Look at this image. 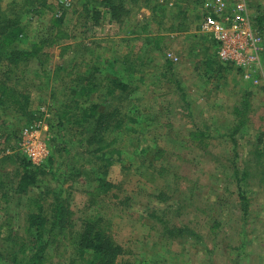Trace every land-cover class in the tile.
Segmentation results:
<instances>
[{
	"label": "rangeland",
	"instance_id": "obj_1",
	"mask_svg": "<svg viewBox=\"0 0 264 264\" xmlns=\"http://www.w3.org/2000/svg\"><path fill=\"white\" fill-rule=\"evenodd\" d=\"M59 1L49 0L53 11L25 18L32 35L23 44L28 48L37 41V32L47 33L58 5L65 14L54 40L46 45L44 63L30 60L29 79L19 83L30 93L35 120L13 115L7 124L16 133L0 129L3 234L10 230L7 223L23 232L30 210L27 196L19 199L14 193L27 159L18 144L22 129L38 120L41 112L45 115L52 104L70 100L77 87L73 78H87L91 66L97 65V78L103 84L120 76L133 88L131 99L121 100L127 92L120 90L113 97L107 85L92 94L106 114L118 105L129 113L121 117L129 127L103 132L108 141L115 136L112 147L123 152L122 160L114 161L103 176L112 187L107 192L98 189L100 166L105 163V155L94 153L98 144L89 143L88 136L80 144L78 135H72L77 126L68 121L59 125L52 111L48 139L64 141L71 152L62 151L52 170L48 163L41 165L48 171L39 176L40 190L61 186L75 211L74 229L88 216L104 217L127 249L122 261L264 264V86H254L233 65L208 71L207 61L216 59V44L213 36L199 31L201 2L159 0L154 16L145 0H136L126 5L129 15L117 20L107 10L95 19L93 11L83 8L87 0H71L63 6ZM259 1L248 0L260 29L257 17L264 10ZM260 30L264 34V24ZM160 33L163 40L157 46ZM169 51L179 60L170 58ZM167 59L173 63L172 72L167 70ZM63 64L66 67L58 70ZM109 120L113 124L117 119ZM83 166L81 176H73ZM171 227L177 231L169 236ZM52 248L50 264H74V244L68 235Z\"/></svg>",
	"mask_w": 264,
	"mask_h": 264
},
{
	"label": "trees",
	"instance_id": "obj_2",
	"mask_svg": "<svg viewBox=\"0 0 264 264\" xmlns=\"http://www.w3.org/2000/svg\"><path fill=\"white\" fill-rule=\"evenodd\" d=\"M80 2V0H78ZM136 2V0H95L85 1L83 8L86 12L93 11L95 19L99 18L102 11H108L112 17L119 20L129 15L130 9L127 3ZM63 6V2L58 4ZM166 4V2H163ZM146 7L151 9L155 16L157 8L160 6L159 0H145ZM155 4V5H153ZM58 5L53 13L51 21L47 26V33L42 34L37 32L35 37L37 41H32L28 48L24 47V43L31 40L30 24L25 23V18L30 15L32 18L35 14H44L46 10H54V6L49 0H0V129L7 133H16L7 124V121L13 115L17 118L26 119L28 122H33V112L30 111V93L19 83L27 82L28 76L26 64L32 59H40L44 63L46 56V45L51 44L53 35L62 26L65 20V14L60 10ZM264 15L257 17V24L260 29L263 28ZM163 36L157 37V46L161 45ZM216 44V59L207 61L210 69L208 71H221L227 62L218 59V45ZM110 59H106L108 63ZM167 70L172 72L173 63L169 59L166 60ZM228 65H230L228 63ZM66 65H59L57 69L65 68ZM89 76L87 78L82 76H75L73 82L77 87L75 88V95L69 96L70 100L63 102L61 105H51L48 109L49 116L48 123L53 127L51 118L53 112L58 116V124L63 125L64 121L76 125L73 128L72 135H78L80 144L85 143V138L88 136L89 143L98 144L95 152H101L105 161L101 168V174L98 176V189L101 192H107L112 184L107 182L103 176L108 174V169L113 162L122 160L123 152L117 147H112L117 138L114 136L111 140L106 139L103 132L113 131L118 132L123 128L129 127L127 121L121 118L125 113L122 106L118 105L108 114L100 109V103L92 100V94L97 92L101 87L107 85L106 91L112 94L113 97H118L116 94L118 90L127 92L122 94L121 100L131 99L130 84L124 81L120 76L110 78L106 84H103L97 76L100 69L97 65L91 66ZM176 83L179 89L184 90L178 80ZM128 87L130 88L128 91ZM185 91V90H184ZM129 101V100H128ZM53 111V112H52ZM43 118V113L41 112ZM117 119L115 123H111L110 118ZM29 124V123H28ZM86 136V137H85ZM18 138V136H17ZM51 147L54 149L48 158V167L52 170L53 165L58 157L63 154L70 153L67 143L58 141L56 137L49 139ZM117 153V157H115ZM96 154V153H95ZM116 158V159H115ZM45 163V164H46ZM23 172L14 188V193L19 196V199L27 196L30 210L25 214L24 230L21 232L19 228L9 226V232L4 235L2 232L3 225H0V236L4 238V242H0V264H50V254L55 245L61 237L68 235V238L74 244L75 257L71 258V263L74 264H134L127 259L122 261L121 256L127 253V249L114 236L111 226L106 222L104 217L98 214L88 216L82 220L79 228H75V211L67 197H63V189L61 186L54 188H46L45 191L41 189L40 175L46 173V166L33 165L27 159L22 162ZM44 164V165H45ZM84 166L76 169V174L81 176L84 172ZM46 170V171H45ZM64 175H67L65 172ZM76 177V178H77ZM3 184V183H2ZM52 195V198L49 197ZM245 200L244 194L241 195ZM246 211V210H245ZM153 217L163 221V217L158 214H152ZM167 228L168 235L172 236L177 231V227ZM187 232L191 230L184 227ZM70 235V237H69Z\"/></svg>",
	"mask_w": 264,
	"mask_h": 264
},
{
	"label": "built area",
	"instance_id": "obj_3",
	"mask_svg": "<svg viewBox=\"0 0 264 264\" xmlns=\"http://www.w3.org/2000/svg\"><path fill=\"white\" fill-rule=\"evenodd\" d=\"M69 5L71 0H61ZM164 2V0H161ZM202 6L201 33L213 36L218 57L239 69L254 86H264V34L256 27L248 0H199ZM170 4H173L171 2ZM174 61L179 57L169 51ZM25 126L20 135L19 149L37 166L44 165L51 154L47 117Z\"/></svg>",
	"mask_w": 264,
	"mask_h": 264
},
{
	"label": "crops",
	"instance_id": "obj_4",
	"mask_svg": "<svg viewBox=\"0 0 264 264\" xmlns=\"http://www.w3.org/2000/svg\"><path fill=\"white\" fill-rule=\"evenodd\" d=\"M263 4V5H261L262 7H263V10H264V0H260L259 1V4ZM263 15H264V13H263ZM263 24H264V22H263ZM218 59H219V57H217ZM222 61V60H221ZM224 62V61H223ZM225 65H228V63L227 64H225ZM223 69H224V67H223Z\"/></svg>",
	"mask_w": 264,
	"mask_h": 264
}]
</instances>
